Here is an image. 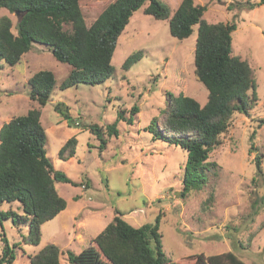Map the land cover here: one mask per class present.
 <instances>
[{
    "label": "rangeland",
    "instance_id": "374dc122",
    "mask_svg": "<svg viewBox=\"0 0 264 264\" xmlns=\"http://www.w3.org/2000/svg\"><path fill=\"white\" fill-rule=\"evenodd\" d=\"M115 0H80L87 26ZM172 14L181 0H160ZM205 6L203 19L211 24L232 22L233 55L255 72L258 101L248 115L235 113L220 144L210 153L215 163L199 190L182 196L185 151L154 141L145 131L165 105L171 93L195 99L203 105L207 90L194 74L197 26L192 34L177 40L169 33L167 21L155 20L139 9L119 36L112 56L115 73L98 85L78 84L65 90L59 84L70 66L56 61L46 46L33 44L13 67L0 69V128L28 110H40V123L46 132V157L53 168L71 183H55L66 203L64 212L41 225L38 245L20 244L13 264H29L28 256L45 245L61 251L60 264H69L66 251L78 254L111 222L115 210L133 227L154 223L161 216L159 233L165 256L172 262L191 264L194 256L234 253L245 264H264V4L253 10L238 9L237 2L260 0H193ZM234 8L228 10V6ZM15 33L17 17L0 8ZM142 58L128 70L122 65L131 54ZM51 71L56 84L44 107L29 97L28 80L37 71ZM61 104V112L55 106ZM136 106L132 122L118 121L116 135L109 136L106 125L116 122L117 113ZM67 114V118L64 114ZM160 122V121H159ZM103 130L104 148L88 127ZM75 137L76 152L59 159L64 143ZM261 159L257 175L254 159ZM263 202V203H262ZM254 204H259L254 211ZM21 214L19 203L4 204ZM2 227V228H1ZM28 232L26 223L13 225L5 220L0 235L9 246ZM3 247L0 241V250Z\"/></svg>",
    "mask_w": 264,
    "mask_h": 264
},
{
    "label": "trees",
    "instance_id": "16d2710c",
    "mask_svg": "<svg viewBox=\"0 0 264 264\" xmlns=\"http://www.w3.org/2000/svg\"><path fill=\"white\" fill-rule=\"evenodd\" d=\"M80 0H0V8L17 17L15 33L7 16L0 17V69L19 63L33 44L46 46L53 58L70 66V71L59 84L60 90L78 84L98 85L112 78L115 68L112 56L117 40L134 12L141 9L144 15L167 21L169 33L177 40L188 38L197 26L194 49V74L207 90V100L201 105L195 99L181 94L167 93L165 105L145 128L154 141L179 147L186 154L182 178V196L199 190L208 179L215 163L208 162L211 152L220 144V137L230 127L235 113L248 115L258 101L256 76L253 69L233 55L231 34L236 29L232 22L211 24L203 19L205 6L193 0H181L171 14L160 0H115L87 26ZM264 4L237 2L238 9L253 10ZM232 5L228 10H232ZM142 58L138 51L123 62L128 70ZM29 97L44 107L56 84L51 71L40 70L28 80ZM61 104L55 110L61 112ZM127 112L117 113L116 122L105 126L109 136L116 135V123L129 124L139 113L133 106ZM64 116L67 118V114ZM160 121V122H159ZM104 148L103 130L96 125L88 127ZM46 132L40 123V110L31 109L17 115L0 128V226L10 220L15 226L26 223L28 232L19 243L9 246L5 235H0L3 247L0 264H13L15 249L20 244L38 245L41 225L66 209V201L55 189V183H71L70 179L53 168L46 157ZM77 140L68 139L58 152L59 159L67 160L76 152ZM257 175H261V159H254ZM210 171V172H209ZM19 203L21 214L4 204ZM263 203V202H262ZM259 204H254L257 211ZM161 216L154 223L140 227L129 225L115 210L111 222L95 236L91 245L74 254L66 251L69 264H185L172 262L164 254L159 233ZM2 228V227H1ZM62 251L53 244L45 245L36 254L28 256L29 264H60ZM191 264H245L232 252L218 255L194 256Z\"/></svg>",
    "mask_w": 264,
    "mask_h": 264
},
{
    "label": "crops",
    "instance_id": "0c3cea01",
    "mask_svg": "<svg viewBox=\"0 0 264 264\" xmlns=\"http://www.w3.org/2000/svg\"><path fill=\"white\" fill-rule=\"evenodd\" d=\"M62 212H64V211H62ZM103 229H104V228H103ZM103 229H102V230H103Z\"/></svg>",
    "mask_w": 264,
    "mask_h": 264
}]
</instances>
